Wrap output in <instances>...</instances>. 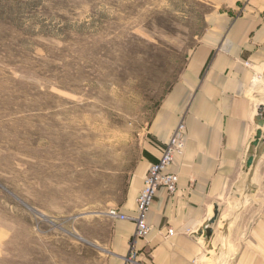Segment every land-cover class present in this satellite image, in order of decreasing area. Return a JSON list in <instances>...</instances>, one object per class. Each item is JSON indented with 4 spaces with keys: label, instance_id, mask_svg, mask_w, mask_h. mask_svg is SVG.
<instances>
[{
    "label": "rangeland",
    "instance_id": "obj_1",
    "mask_svg": "<svg viewBox=\"0 0 264 264\" xmlns=\"http://www.w3.org/2000/svg\"><path fill=\"white\" fill-rule=\"evenodd\" d=\"M197 0H0V264H104ZM259 94H264L260 92Z\"/></svg>",
    "mask_w": 264,
    "mask_h": 264
},
{
    "label": "crops",
    "instance_id": "obj_2",
    "mask_svg": "<svg viewBox=\"0 0 264 264\" xmlns=\"http://www.w3.org/2000/svg\"><path fill=\"white\" fill-rule=\"evenodd\" d=\"M197 1L206 8L203 28L147 126L116 209L128 219H113L104 264H128L131 250L136 264H264V0ZM181 121L185 148L168 168L177 190L156 192L149 232L132 244L143 179Z\"/></svg>",
    "mask_w": 264,
    "mask_h": 264
},
{
    "label": "built area",
    "instance_id": "obj_3",
    "mask_svg": "<svg viewBox=\"0 0 264 264\" xmlns=\"http://www.w3.org/2000/svg\"><path fill=\"white\" fill-rule=\"evenodd\" d=\"M184 130L185 126L181 121L176 126L169 141L162 146L159 159L150 165L143 179L142 188L136 198V215L132 218L136 225L132 244L135 239H144L149 232L146 214L152 205L156 192L163 188L168 195L172 196L177 190V175L168 172V168L172 164L174 157L181 155L184 151L186 143ZM108 214L114 219H128L127 216L119 214L117 210H110ZM169 234H172V232H169ZM136 257L137 253L131 250L128 256L124 258V261L128 264H136Z\"/></svg>",
    "mask_w": 264,
    "mask_h": 264
},
{
    "label": "water",
    "instance_id": "obj_4",
    "mask_svg": "<svg viewBox=\"0 0 264 264\" xmlns=\"http://www.w3.org/2000/svg\"><path fill=\"white\" fill-rule=\"evenodd\" d=\"M257 125L259 127H263V125H264V118L262 117V110L261 109L258 112ZM260 136H261V132L260 131H257L256 132V136H255V140H254V142L252 144L253 146H256L258 144V140H259ZM251 163H252V158H249L248 161H247V166H250ZM216 216H217V210L215 209L214 216L211 219L210 223H213L214 222ZM207 235H210V230L207 231Z\"/></svg>",
    "mask_w": 264,
    "mask_h": 264
}]
</instances>
